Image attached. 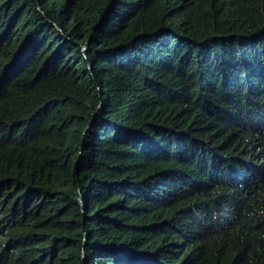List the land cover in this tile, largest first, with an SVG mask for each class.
Returning <instances> with one entry per match:
<instances>
[{
    "label": "trees",
    "instance_id": "1",
    "mask_svg": "<svg viewBox=\"0 0 264 264\" xmlns=\"http://www.w3.org/2000/svg\"><path fill=\"white\" fill-rule=\"evenodd\" d=\"M0 264H264V0H0Z\"/></svg>",
    "mask_w": 264,
    "mask_h": 264
},
{
    "label": "water",
    "instance_id": "2",
    "mask_svg": "<svg viewBox=\"0 0 264 264\" xmlns=\"http://www.w3.org/2000/svg\"><path fill=\"white\" fill-rule=\"evenodd\" d=\"M80 199H81V196H80Z\"/></svg>",
    "mask_w": 264,
    "mask_h": 264
}]
</instances>
